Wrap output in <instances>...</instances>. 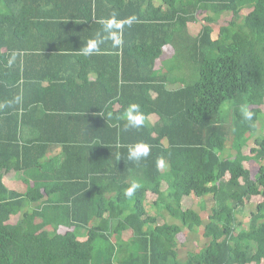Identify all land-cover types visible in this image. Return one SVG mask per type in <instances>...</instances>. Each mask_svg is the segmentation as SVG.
I'll use <instances>...</instances> for the list:
<instances>
[{"label": "trees", "instance_id": "1", "mask_svg": "<svg viewBox=\"0 0 264 264\" xmlns=\"http://www.w3.org/2000/svg\"><path fill=\"white\" fill-rule=\"evenodd\" d=\"M261 131L264 0H0V264H264Z\"/></svg>", "mask_w": 264, "mask_h": 264}, {"label": "clouds", "instance_id": "2", "mask_svg": "<svg viewBox=\"0 0 264 264\" xmlns=\"http://www.w3.org/2000/svg\"><path fill=\"white\" fill-rule=\"evenodd\" d=\"M103 25V31L108 34V38L113 40V44L115 47H118L122 44V37L118 36L113 29H120L123 27L124 22H117L114 18L109 19L106 21H101ZM104 43V39L100 38L98 35L95 39H90L87 45L82 49L84 55H93L100 52V45ZM133 112H139V105H130L128 119L130 120L131 124L129 126H138L142 123L143 117L142 115H132ZM95 117V112L94 115ZM246 118L251 119V113H246ZM150 146L147 144H139L129 149V159L134 161H139L141 158L147 157L149 155ZM47 158H51L47 155ZM161 166H163L161 162ZM12 173H15L11 171ZM16 174V173H15ZM3 176V175H2ZM16 178L18 176L16 174ZM4 184L7 186L5 182V177L3 176ZM21 182V181H20ZM23 192L27 187L21 182ZM138 185H133L131 188L126 190V195L131 197Z\"/></svg>", "mask_w": 264, "mask_h": 264}, {"label": "rangeland", "instance_id": "3", "mask_svg": "<svg viewBox=\"0 0 264 264\" xmlns=\"http://www.w3.org/2000/svg\"><path fill=\"white\" fill-rule=\"evenodd\" d=\"M189 26V28H190V34L193 36L194 34H196L199 30H200V28H201V24H189L188 25ZM216 32V31H215ZM171 56H173V51H172V49L171 48H168V49H166L165 51H164V58L165 59H168V58H170V60L169 61H167L166 63H173L174 62V60H171L172 58H171ZM175 61H178L179 62V59H177V60H175ZM178 65H180V64H178ZM182 68H183V66L182 65H180ZM167 69V68H166ZM191 70H192V68H191ZM180 73H187V75H188V73H189V70H187V71H185V69L183 70V71H181ZM178 71L177 72H175L174 73V76H176V75H179L180 74ZM170 76H173L172 74L170 75ZM187 82L185 83V84H181V83H175L174 85L172 84V85H169V87L171 88V89H177V88H181L182 86H184V85H190L191 84V81H190V77H188V80L187 79H185ZM147 121L149 122V124L150 125H153V124H155V122L157 121V118H152V119H147ZM260 134L261 135H264V131H261L260 132ZM248 147L246 148V149H244V154H247L248 153ZM245 167L246 168H249V169H251V170H256L257 169V164H255V163H246L245 164ZM5 182H6V184L7 185H13V184H15L16 185V183H18V179L16 178V174L15 173H11V174H8L6 177H5ZM18 186L20 187V188H22V185H21V182L19 181V183H18ZM13 187V186H12ZM150 197H153V196H150ZM261 202V198L260 197H255V198H251V200H250V203H251V205L249 206V207H247L246 208V210H245V215H244V217H245V220H244V217H242L241 215H238V218L241 220V221H243V222H245L246 224H247V217H248V215H249V213L250 212H252L253 211V208H254V206L256 205V204H258V203H260ZM191 207V206H190ZM209 208V206L207 205L206 206V209H208ZM205 213H208V212H202L201 213V215L202 216H204L205 215ZM189 248H191V245H190V247ZM179 251L181 252V253H184V249H182V248H180L179 249ZM184 256H182L181 258H183Z\"/></svg>", "mask_w": 264, "mask_h": 264}, {"label": "crops", "instance_id": "4", "mask_svg": "<svg viewBox=\"0 0 264 264\" xmlns=\"http://www.w3.org/2000/svg\"><path fill=\"white\" fill-rule=\"evenodd\" d=\"M164 51H165V48H164V50H163V52H162V55L159 57V59L155 62V69L157 70V71H161V70H163L164 72H166V70H165V67L166 66H164L163 65V63H166L167 61H169L170 60V58H168V59H165L164 58ZM171 58H172V56H171ZM170 68H173V67H170ZM174 70H176V68L174 67L173 68V70H172V75L175 73V72H177V70L176 71H174ZM167 71H168V73H169V69H167ZM174 71V72H173ZM157 73H159V72H157ZM167 75H169V74H167ZM89 79L91 80V81H93L94 79H95V74H94V72H89ZM171 89V88H170ZM117 109V105L115 106V108H114V110H116ZM152 119V118H157V121L155 122V124L156 123H158V121H159V117L158 116H156V115H150L147 119ZM112 126L113 125H115L116 124V120L115 119H113L112 118V116H110V115H108L106 118H105ZM155 124H153V126L155 125ZM118 136H117V140H120V135H119V133L117 134ZM55 149V148H54ZM50 157H53L52 156V154H48ZM19 179H18V183H19ZM18 183H16V187H18V188H20L19 186H18Z\"/></svg>", "mask_w": 264, "mask_h": 264}]
</instances>
